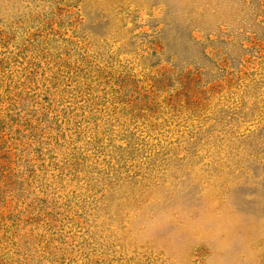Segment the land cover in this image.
I'll return each instance as SVG.
<instances>
[{
  "label": "rangeland",
  "instance_id": "1",
  "mask_svg": "<svg viewBox=\"0 0 264 264\" xmlns=\"http://www.w3.org/2000/svg\"><path fill=\"white\" fill-rule=\"evenodd\" d=\"M0 264H264V0H0Z\"/></svg>",
  "mask_w": 264,
  "mask_h": 264
}]
</instances>
